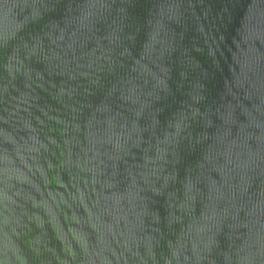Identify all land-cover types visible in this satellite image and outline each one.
Masks as SVG:
<instances>
[{"label":"water","instance_id":"water-1","mask_svg":"<svg viewBox=\"0 0 264 264\" xmlns=\"http://www.w3.org/2000/svg\"><path fill=\"white\" fill-rule=\"evenodd\" d=\"M0 264H264V0H0Z\"/></svg>","mask_w":264,"mask_h":264}]
</instances>
